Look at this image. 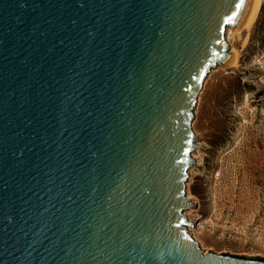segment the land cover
<instances>
[{"label":"water","instance_id":"1","mask_svg":"<svg viewBox=\"0 0 264 264\" xmlns=\"http://www.w3.org/2000/svg\"><path fill=\"white\" fill-rule=\"evenodd\" d=\"M253 0H0V264H264L205 252L199 96Z\"/></svg>","mask_w":264,"mask_h":264},{"label":"rangeland","instance_id":"2","mask_svg":"<svg viewBox=\"0 0 264 264\" xmlns=\"http://www.w3.org/2000/svg\"><path fill=\"white\" fill-rule=\"evenodd\" d=\"M229 32L240 57L214 70L199 96L193 128L204 159L194 166L187 192L195 207L186 215L205 252L264 257V0L250 31Z\"/></svg>","mask_w":264,"mask_h":264},{"label":"bare ground","instance_id":"3","mask_svg":"<svg viewBox=\"0 0 264 264\" xmlns=\"http://www.w3.org/2000/svg\"><path fill=\"white\" fill-rule=\"evenodd\" d=\"M262 6H263V0H253L252 3H251V6L249 8V11H248V14L245 18V21L243 23V25L236 29L235 32L236 33H241L243 31H250L254 25L256 24L258 18H259V14L262 10ZM229 32V31H228ZM230 33V32H229ZM233 55V58H232V65H236L238 63V59L240 57V52L236 51V50H232L231 52ZM200 145L202 146L203 144L200 143ZM202 149V148H201ZM194 159L197 161V165L199 164V162L201 160H203V156L199 155V154H194ZM196 165V167H197ZM196 167L192 168L191 171L189 172V180L187 182V189H188V192H189V186H190V182L193 180V178L195 177V170H196ZM208 169H205L203 172H202V178L204 177H207L208 176ZM210 174V173H209ZM190 199H192L193 202H195V197L193 195H188ZM191 214V212L187 213V216L189 217V215ZM202 227H199V229H201Z\"/></svg>","mask_w":264,"mask_h":264}]
</instances>
